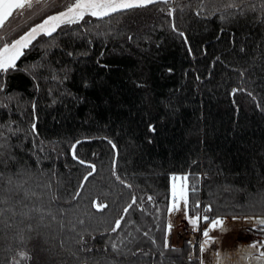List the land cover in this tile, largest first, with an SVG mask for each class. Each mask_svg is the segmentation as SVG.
Masks as SVG:
<instances>
[{
  "label": "trees",
  "instance_id": "16d2710c",
  "mask_svg": "<svg viewBox=\"0 0 264 264\" xmlns=\"http://www.w3.org/2000/svg\"><path fill=\"white\" fill-rule=\"evenodd\" d=\"M229 2L203 0L200 16V0L86 16L40 36L0 73V208L12 224L0 228V264H200L185 238L163 248L177 174L201 177L189 198L210 204V217L264 215V11L245 0L244 14L231 15ZM79 159L96 171L73 199L90 171Z\"/></svg>",
  "mask_w": 264,
  "mask_h": 264
},
{
  "label": "snow or ice",
  "instance_id": "6c2138e0",
  "mask_svg": "<svg viewBox=\"0 0 264 264\" xmlns=\"http://www.w3.org/2000/svg\"><path fill=\"white\" fill-rule=\"evenodd\" d=\"M42 0H0V29H3L6 23L9 21L10 17L14 15H23L26 10L32 9L35 4H40ZM175 0H66L63 7L64 10L58 11L55 15L48 16L42 23L37 24L35 27L30 28L24 32V34L20 35L19 38L14 39L12 41L4 43L0 46V73H8L9 70H15L17 68V61L25 55V50L32 45L33 41L36 40L38 35H48L51 36L53 32L57 30L61 25H71L74 23H79L84 19L86 15L95 17L98 19H103L104 17L112 16L115 13H124L133 9L138 8H147L153 4H165L169 5L174 3ZM201 7L196 11V15H202L204 11L203 0H200ZM245 0H230L229 3L224 5L225 10L227 9H235L236 12L231 13V15L240 14L243 15L245 9L243 7ZM260 7L262 11H264V0H262ZM160 11H165V9H159ZM251 10L253 12L256 11V6L252 5ZM183 11V9H181ZM176 12V8H168L167 15L169 17H174ZM226 18V17H221ZM171 30L175 32L179 37L183 38L185 44L188 43V37L185 35L183 31L176 26L175 22L172 21ZM132 37H129L131 40ZM189 52H191V47L189 46ZM243 51V48L241 49ZM71 55V53H69ZM171 71V70H169ZM241 76H243V72H241ZM199 79V77H197ZM0 91H3L2 86H0ZM238 91L237 89L233 90V95ZM239 91H243V89H239ZM248 95H252L251 92ZM255 100V97L253 96ZM259 107V104L257 105ZM36 124L33 123L32 131L35 132ZM155 129L150 126V131H154ZM11 131V129H9ZM0 139L4 141L7 140L4 137L2 131H0ZM80 141H77L79 144ZM111 143V141H109ZM5 143H0V148L5 147ZM115 148V145H113ZM76 144L72 146V155L73 159H78L75 154ZM2 155V153H0ZM79 163L85 165L90 171L83 177L82 182L78 185V190L73 194V199H77L81 196V192L85 187V184L89 182V178L95 174V165L87 164L85 160L79 159ZM115 174V171L113 172ZM195 181L191 185L189 184V179ZM116 179L124 184L125 187L130 188L131 185L126 184L124 180H121L119 176H116ZM173 183L171 185V201L170 205L167 208V213L169 216L174 215L176 213L183 212L185 219L192 225V230L201 233V241L196 242L194 240H190L187 243L193 249L196 247L199 248L200 256V264H204L203 253L208 250L209 245L218 243V239L211 235L214 231L219 229L221 232L225 231V221L222 217H210L207 213L212 211V206L210 204L201 206V202L199 200H193L190 202L189 192L195 194L198 191L197 184L199 183L201 177L192 176L191 173L185 174L183 176H172L171 177ZM0 180H3V173H0ZM177 181L181 183L177 184ZM8 185L13 184V179L11 177L7 180ZM148 201H152L153 198L151 196L147 197ZM7 201L4 199H0V204H6ZM144 203V199L140 198V204ZM134 205H137V198L135 196L132 197L131 202L128 203L124 208L123 212L118 219L114 221V226L111 228L112 232H117L121 229L122 222L125 221V218L129 215L130 210ZM92 206L96 208L97 211H103L108 207L106 203L99 200V198L92 201ZM141 211H145L144 208H140ZM9 209L0 208V228H11L12 224L9 220L4 219V214ZM54 218V217H53ZM10 219V218H9ZM236 219V217H233ZM246 219L254 222L256 225L260 226V231L264 232V217H246ZM207 224L206 228L201 229V224ZM174 225L171 220H168L165 226V235L163 240V248L165 250L170 248L168 236L171 234ZM28 230L31 231V226L29 225ZM145 236L149 234L147 232L144 233ZM19 239L21 242L24 240V236L22 233H18ZM152 243L155 244L156 241L153 239ZM114 251H118V246L116 243H112L111 245ZM264 249V239L253 242L249 248L243 249L242 251L247 252L249 256H252V250L258 252V255L252 256V259L258 262V264H264V251H260ZM83 250V249H82ZM175 251V249H172ZM87 251H91V249H87ZM161 256L164 255V252L160 253ZM193 255L189 254V261L193 259ZM214 255L217 257V264H224V261H228V264H233L231 260H228L227 254H222L220 251H215ZM19 256L21 259L30 260L31 257L28 253L20 252ZM13 264H20L18 260L13 259Z\"/></svg>",
  "mask_w": 264,
  "mask_h": 264
},
{
  "label": "rangeland",
  "instance_id": "374dc122",
  "mask_svg": "<svg viewBox=\"0 0 264 264\" xmlns=\"http://www.w3.org/2000/svg\"><path fill=\"white\" fill-rule=\"evenodd\" d=\"M50 1L52 0H42L40 4H35L32 9L26 10L22 16L14 15L13 17H10L5 27L0 29V46L6 42L19 38L20 35L24 34V32L27 30H30V28L42 23L43 20H45L48 16L55 15L58 11L64 10L63 5L66 0H59L61 1L59 4L63 2V5L58 10L44 13L45 7L43 4ZM53 1L56 2L57 0ZM42 35L43 34L38 35L36 40ZM183 175L177 174L175 176ZM172 183L173 181L171 179L170 195ZM179 183L181 182L177 181V184ZM233 217H236V219H233ZM233 217H223L225 221V231L221 232L219 229H217L211 233V235L216 237L219 242L209 245L208 250L203 253L202 258L204 260V264H217V257L214 255L215 251H220L222 254H227L228 260H231L233 264H258L257 261L252 259V256L258 255L257 251L252 250V256H249L247 252L242 250L249 248L253 242L264 239V232L260 231V226L246 219V217H264V215ZM168 220H171L174 225L171 234L168 236V240L172 245L180 244L184 238L186 239L188 233L193 231L192 225L185 219L183 212L176 213L171 216H169L167 213V221ZM200 227L201 229L206 228L207 224L202 223ZM193 232L195 235L194 241H201V233L196 231ZM260 251H264V249H261ZM194 256L195 255H193V257ZM200 256L201 254L199 253V263ZM224 264H228V261H224Z\"/></svg>",
  "mask_w": 264,
  "mask_h": 264
},
{
  "label": "built area",
  "instance_id": "2783aa9c",
  "mask_svg": "<svg viewBox=\"0 0 264 264\" xmlns=\"http://www.w3.org/2000/svg\"><path fill=\"white\" fill-rule=\"evenodd\" d=\"M194 237H195L194 232L193 231H190L188 233V235L186 236L187 242L190 241V240H194Z\"/></svg>",
  "mask_w": 264,
  "mask_h": 264
}]
</instances>
